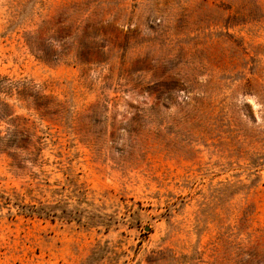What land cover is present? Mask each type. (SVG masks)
Returning <instances> with one entry per match:
<instances>
[{"label": "rangeland", "instance_id": "1", "mask_svg": "<svg viewBox=\"0 0 264 264\" xmlns=\"http://www.w3.org/2000/svg\"><path fill=\"white\" fill-rule=\"evenodd\" d=\"M0 264H264V0H0Z\"/></svg>", "mask_w": 264, "mask_h": 264}]
</instances>
